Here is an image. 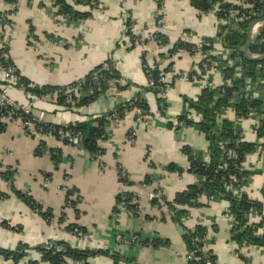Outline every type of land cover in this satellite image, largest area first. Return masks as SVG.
I'll return each instance as SVG.
<instances>
[{
  "label": "crops",
  "instance_id": "obj_1",
  "mask_svg": "<svg viewBox=\"0 0 264 264\" xmlns=\"http://www.w3.org/2000/svg\"><path fill=\"white\" fill-rule=\"evenodd\" d=\"M65 1L78 12H91V16L82 22H71L58 15L51 0H17V10L9 16L13 27L9 57L21 76L39 87H60L85 78L99 65L111 61L122 79L112 81L106 93L95 102L71 111L50 99L33 98L17 88H10L8 96L21 106L30 105L34 114L42 112L45 123L66 126L91 121L129 102L147 86L140 60L144 54L150 67L156 64L165 69L169 63L173 65L164 78L170 85L164 96L166 117L159 114L155 96L146 94L150 115L139 120L131 111L109 121L105 139L99 141L104 153L96 160L82 149L65 145L52 136L27 134L19 120L5 121V129L0 133V174L6 169L13 171L12 186L28 193L44 210L51 211L53 219L48 224L32 212L11 194L9 183L0 176V192L8 195L7 199H0V249L13 251L18 244L30 247L20 264L40 260L34 247L59 241L82 250L116 252L137 264H188L183 228L192 230L200 224L208 231L205 249L212 252L217 264H245L236 253L237 245L230 240L227 202H208L201 198L204 206L188 209L189 215L180 226L172 221L167 209L152 206L149 198L150 193L160 189L165 200L173 202L178 193L196 182L191 174L179 175L161 169L174 164L186 170L188 162L182 153L183 147H189L194 155L202 154L208 161V143L198 127H183L178 132L167 127L183 110V97L195 100L204 89L201 83L190 82L185 76L196 66L197 57L184 50H179L172 60L160 56H166L179 41L202 47L204 39H213V50L222 47L217 37L221 25L214 14H200L188 0H162L161 7L157 0H99L98 8L93 11L75 4L74 0ZM12 9V5L0 0V15ZM155 13L164 17L159 27L153 19ZM129 17L134 23L133 35L147 40L132 50L125 36V22ZM155 34L162 35L166 44L149 41ZM0 82L3 83L1 72ZM126 84H129L127 88L119 89ZM191 118L194 123L200 121L195 115ZM228 118L233 121L232 115ZM238 124L243 140L257 146L242 164L251 175L240 191L252 200L263 202L264 146L251 132L248 121ZM130 132L135 134L132 141L128 139ZM39 141L47 149L61 151L57 169L49 154L34 155ZM119 168L128 176L127 185L120 181ZM147 175L153 179L146 185L143 181ZM71 189L76 191L74 195L78 199L77 214L66 203V191ZM121 190L138 199L137 216H132L125 204L115 203ZM1 221L8 222L13 230L3 228ZM69 225L85 228V239L78 240L67 231ZM116 234H137L144 240L157 237L168 241L169 246L153 249L118 244L114 240ZM241 254L249 264H264V249L248 248ZM88 263L114 264L104 256L89 258ZM0 264L13 263L0 257Z\"/></svg>",
  "mask_w": 264,
  "mask_h": 264
},
{
  "label": "trees",
  "instance_id": "obj_2",
  "mask_svg": "<svg viewBox=\"0 0 264 264\" xmlns=\"http://www.w3.org/2000/svg\"><path fill=\"white\" fill-rule=\"evenodd\" d=\"M53 6L56 8L58 15L69 19L71 22H82L91 16V12H78L74 10L72 6L66 3L65 0H51ZM162 0H157L158 7H161ZM190 5L197 10L200 14H207L210 12L212 5L222 2V0H188ZM257 1L261 6H264V0H251ZM6 4L12 5L13 9L9 12L2 14L4 17L15 14L17 8V0H4ZM75 4L87 6L90 11L96 10L99 6V0H74ZM226 7L225 5H222ZM0 16V17H1ZM217 17V16H216ZM221 19V16H219ZM217 23L219 22L216 18ZM6 23L11 25L12 22L6 19ZM133 21L129 17L125 22V36L129 41V49L135 48L139 44H146L147 40H141L140 37L133 35L131 32L133 27ZM249 21H244L236 27H218L217 37L224 49H227L231 53V58L236 56L241 58L244 64L247 66V71L243 72L240 77L233 78L232 72L228 69L225 72V76L232 80V87L226 89V95L223 97L219 96V93L215 89L205 88L201 90L200 95L195 99H189L183 97V110L180 115H178L174 121H169L167 127L174 132H178L181 127H198L203 133L205 140L208 143V161H205L203 155H194L193 151L189 147H183L182 153L185 155L188 168L183 170L174 164H168L161 169L168 173L183 174L188 173L195 177L196 182L188 186L184 191L178 193L175 196L173 202H167L164 197H162L163 204L159 203L157 199L151 200V205L155 207H163L164 205L168 211L174 212L172 216V221L180 226H182V219L188 217V209H195L204 206L199 201L200 196H205L208 202L210 201H225L228 204L226 215L230 216L234 220L230 229V240L235 242L238 249L236 251L238 257L244 261L245 264H249V260L244 258L240 254V248L244 244L245 246H250L254 248L264 249V188L261 191L263 196V202L252 200L248 195L240 191L241 186L247 182L248 177L251 173L243 170V162L247 155L251 154L256 150V144L248 143L243 140V133L238 123L224 119L222 114L224 110L232 106L236 115L243 120L247 119L250 111L259 113L263 110V100L257 99L250 101L249 103L244 102L239 96L243 93L245 83L251 81L255 83L258 73L257 69L262 65L263 62H252L248 61L243 54V47L246 43V30L249 26ZM30 31L32 29L30 28ZM264 36V30L260 32V36L251 43L249 50L251 53L255 50V43L258 42ZM156 37L160 39L161 44H166V39L159 34ZM3 38L0 35V39ZM51 39L53 37L50 36ZM59 41V40H58ZM206 45H208L206 47ZM214 40L204 39L202 46L203 51L213 50ZM192 45L185 44L181 41L177 42L171 50L168 51L167 55H161V58L172 60L179 50L191 51ZM2 54L7 55V58H2ZM142 71L147 79V81H153V87L147 85L142 87L139 93L127 103H123L113 111L106 113L104 116L95 117L91 121H84L81 123H76L74 125H52L44 124L43 131L40 132L41 135H49L54 138H58V131L70 132L77 134L79 137L78 148L85 151L92 160H96L104 151L99 147V141L105 139V126L109 121H114L122 118L126 112L133 108H139L144 114L150 115V109L147 101L144 99L143 95L152 93L156 98L157 107L159 114L162 117H166L164 111L166 110L165 99L157 95L156 87L162 88L165 91L170 87L166 83L159 82L160 78H165V74L172 71V63L165 69H160L158 65L148 66L145 55L142 54L140 57ZM7 66H11L15 69V73L20 78V83L23 84V91L35 98L40 99L43 96L51 95L52 93L58 92L59 97L56 99L55 104L63 107L65 110H76L82 107H86L89 104L95 102L99 97L103 96L109 88L112 81H119L122 79L120 73L117 71L115 66L111 61H106L104 64L99 65L95 68L89 75L85 78L72 82L65 86L60 87H39L31 84L25 80L17 68L14 66L10 57L8 56V49H0V68L5 69ZM194 71H190L186 74V79L190 82H196L192 79L195 76ZM199 76H196L198 79ZM4 83L0 82V86ZM129 84L124 87H119V89L127 88ZM260 86H257V88ZM264 88V86H261ZM71 88L78 89L79 97H74ZM67 90H71L69 95L65 94ZM232 90L237 91V96L232 100L231 92ZM90 92L87 94V92ZM85 93V94H83ZM67 100L73 102L72 104H67ZM192 115L200 117L199 123H194L192 121ZM19 117L22 122H24L23 116L19 113ZM21 122V123H22ZM23 124V123H22ZM6 124L0 123V133L4 131ZM27 134L30 132L25 129ZM256 138L259 140L264 138V126L255 132ZM68 145L67 141L62 142ZM264 146V144L262 145ZM234 157L228 158V154ZM44 154H49V157L53 163L54 169H57L61 159L62 154L59 149H47L44 142L39 141L37 148L34 151L35 156H42ZM151 168H155L152 163L149 164ZM119 176H121L122 170L119 168ZM234 176L236 178V183L233 184V189L237 191L236 194L233 191H226V185L229 183V176ZM1 178L9 183L10 191L13 196H15L19 201L25 204L32 212L39 215L48 224L51 223L53 219L52 212L49 210H44L40 204H38L28 193H23L16 190L12 186L13 171L6 169L5 172L0 174ZM47 178L50 175H46ZM152 175H147L144 179L143 184H150L152 181ZM123 183V179L120 178ZM128 184V183H126ZM76 191L74 189L66 191V202L71 194ZM129 197L132 196L130 193H126ZM7 199L8 195L0 192V199ZM115 203H121L120 196L117 195ZM78 199L70 203V207L75 210L76 214V204ZM128 211H133L137 216V210L135 205L125 204ZM259 219L258 222H255ZM61 222L60 219L58 220ZM1 226L5 229L13 230V228L6 221H1ZM74 228H78L83 235H87L85 228L77 227L76 225H69L67 231L72 232ZM19 227H17V230ZM182 240L186 246L187 253L195 251V258L197 260L189 261L188 264H202L206 260L217 263L216 257L212 252L207 251L204 248L203 240L206 238L208 231L207 229L198 224L192 230H187L183 228ZM20 230V229H19ZM213 232L216 231V227L213 224ZM139 236V235H138ZM196 240V241H195ZM208 240V238H207ZM207 240L205 245H207ZM195 241V242H194ZM141 246L149 247L153 249L165 248L169 246V242L162 240L160 238H153L150 240L141 241ZM204 248V252H202ZM31 248L24 244H18L13 251H7L0 249V257L6 261H11L13 264H20L21 260L26 256V251ZM34 251L38 252L41 256L39 261H28L27 264H69V262H75L79 264H89L88 259L104 256L112 260L114 264L125 263V264H137L135 260H130L121 257L116 252H110L107 250H89V249H77L71 247L69 244L59 241V242H49L47 244L38 245L33 248Z\"/></svg>",
  "mask_w": 264,
  "mask_h": 264
},
{
  "label": "built area",
  "instance_id": "obj_3",
  "mask_svg": "<svg viewBox=\"0 0 264 264\" xmlns=\"http://www.w3.org/2000/svg\"><path fill=\"white\" fill-rule=\"evenodd\" d=\"M225 4L226 7L222 6ZM210 12L214 14L215 17L217 16L216 18H218L219 24L224 27H236L244 21H249L250 23H254L251 29L252 43L260 36V32L264 30V21H263L264 6H261L260 3L257 1L222 0V2L212 5ZM219 16H221V19L219 18ZM6 19L10 20L9 16L4 17L3 15L0 17V35L3 37L0 39V49H8V56H9V40L13 35V27L12 24L9 25L6 23ZM153 19L155 20L156 26L159 27L163 23L164 17L159 13H155ZM150 40L155 41L158 45H162L160 39L156 37V34L150 37L149 41ZM188 53L192 56L197 57L196 58L197 64L191 70L196 73L195 76L192 77V79L195 80L196 82L201 83L204 89L210 88L217 90L220 97L225 96L226 89L227 88L230 89L232 87V80L226 78L225 76L226 70L229 69L233 74V78L235 79L240 77L241 74L243 72H246L248 69L241 58L237 56L235 58H231V53L227 49H224L223 47L211 51H203L202 47H192L191 51H189ZM248 55L252 58H260L264 56V36L258 42L255 43V50L252 53L248 51ZM2 58H7V55L2 54ZM0 72L2 73L3 83H4L3 86H0V123H4L5 121H15V120H19L20 122H22L21 118L19 117V113H21L24 119V122H22L23 127H25V129H27L31 133L42 136L40 134V132L43 131L42 126L44 124H48L45 123L44 121L43 113L40 112L34 114L32 107L30 105L21 106L8 96V90L10 88H17L22 91L24 89L23 84L20 83L19 76H17L15 73V69L11 66H7L5 69L0 68ZM257 73L258 76L255 83L251 81H247L245 83L246 85L243 89V93L239 97L246 103H249L250 101L253 100L261 99L263 100V107H264V88L261 87L264 86V62L262 63L261 66L258 67ZM196 76H199V78L196 79ZM159 82L165 83L164 78L161 77ZM147 85L153 87L154 85L153 81L152 80L147 81ZM257 86L260 87L257 88ZM155 89L158 92L157 95L161 98H164L166 91L159 87H156ZM71 90L74 97L78 98L79 97L78 89L71 88ZM71 90H67L65 94L69 95L71 93ZM89 93L90 92L88 91L87 94ZM231 95H232V100L230 102L232 103L233 99L237 96V91L232 90ZM145 96L146 94L143 95L144 99L146 100ZM58 97H59V93L55 92L52 93L51 95L43 96L40 99H50L55 103ZM66 103L72 104V106H74L73 102L70 100H67ZM131 111L134 112L136 115H138L139 120L143 119L145 116H148V114H144L142 110L139 108H133L128 112ZM231 115L233 116L232 120L235 123L248 121L251 125L252 133H255L256 130L264 126V108L259 113L250 111L248 118L243 120L242 118L236 115L234 108L232 106H229L224 110L221 119L222 118L227 119ZM173 123L174 125H176L175 121ZM57 135L58 138L56 139L60 142L67 141L68 145L75 147L79 145V137L77 134L58 131ZM134 136L135 134L133 132H130L128 134V139L132 141L134 139ZM259 140L264 144V138H261ZM228 155H229L228 158L232 156L230 153ZM232 157L235 158V156ZM120 178L124 180L123 184L127 185L126 183H128L129 180L127 174L124 171H122ZM234 183H236V178L230 175L229 183L226 185V191H233V193L236 194L237 191L233 189ZM126 193L128 192L124 190H121L118 193L121 199V203L122 204L128 203L130 205H135L136 206L135 210H138L137 209L138 199L134 195L129 197L128 195H126ZM162 197L163 195L160 189H157L155 192L149 194L150 201L157 199L161 204H163ZM201 198H205V196L203 195L200 196L199 201ZM75 200H77V198H75L74 194H71L68 198V201L66 202L67 206L70 207V203ZM162 206L163 208L166 209L164 205ZM129 213L132 216L135 214V212H133L132 210L129 211ZM169 213L171 216L174 215V212L172 211H169ZM228 217L230 219L232 226V224H234V220L230 216ZM184 219H182V221ZM71 234L74 237H76L78 240H83L86 237L85 235L82 234V232L78 228H74ZM207 238H208V234L206 238L203 240L204 248H205V241L207 240ZM114 240L118 244H126L129 246H141L140 243L142 241L141 237H139L137 234H128V235L116 234ZM204 248H202V252H204ZM248 248H253V247L245 246L243 244L242 247L239 249L240 254L242 253L243 250ZM194 254L195 251H191L187 253L186 258L188 262L197 260ZM71 263L79 264L75 262H71ZM202 264H217V263L212 262L210 260H206Z\"/></svg>",
  "mask_w": 264,
  "mask_h": 264
},
{
  "label": "water",
  "instance_id": "obj_4",
  "mask_svg": "<svg viewBox=\"0 0 264 264\" xmlns=\"http://www.w3.org/2000/svg\"><path fill=\"white\" fill-rule=\"evenodd\" d=\"M263 21H264V18H263ZM254 23H250L247 30H246V43L243 47V54H244V57L248 60V61H252V62H264V56L263 57H260V58H252L248 55V50H249V47L252 43V37H251V29H252V26H253Z\"/></svg>",
  "mask_w": 264,
  "mask_h": 264
}]
</instances>
